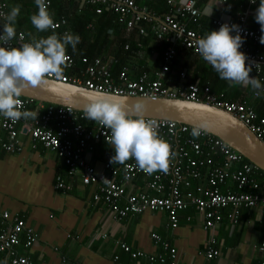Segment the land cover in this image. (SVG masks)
Here are the masks:
<instances>
[{"label":"built area","instance_id":"built-area-1","mask_svg":"<svg viewBox=\"0 0 264 264\" xmlns=\"http://www.w3.org/2000/svg\"><path fill=\"white\" fill-rule=\"evenodd\" d=\"M86 1L94 6L97 14L104 7L110 9L118 23L127 29L136 28L139 34L145 32L141 22L149 23L154 36L166 43L160 68L153 75L142 72L136 78H130L127 69L123 67L114 78L108 65L100 57L90 59L82 55L76 59L66 52L69 59L62 76H49L48 79L118 95L165 96L203 102L239 119L264 143V116L258 114L246 100L226 99L223 94L215 93L209 84L185 82L175 89L165 84L178 46L201 57L196 52L195 41L204 35L189 27L186 22L198 25L203 17L195 0H166L169 11L163 16L151 12L144 4L145 0ZM218 1L227 3V0ZM48 3L50 5L49 0ZM258 5L259 0L255 3L246 0L244 4H239L233 17H211L210 22L213 30L217 31L222 24L239 26L240 35L244 38L239 51L245 54L246 64L254 62L250 75L256 76L264 85V44L259 42L260 27L247 25L249 14L256 11ZM226 8L230 9L231 5L226 4ZM0 13H8L7 4L3 0H0ZM5 22L0 16V33ZM54 23L58 25L55 28L58 35L70 32L65 18L54 19ZM231 34L236 35V32ZM30 41L31 38L22 30H17V36L10 41V45L19 47L21 43ZM138 46H141L139 42ZM77 61L81 67L77 66ZM179 76L184 78V71ZM253 95L258 96L256 91ZM19 99L20 110L37 112L36 120L21 118L12 122L0 116V151H22L23 137L54 151L66 166L64 174H56L54 187L68 191L71 189L69 180L78 176L83 185L95 187L93 199H101L115 218L123 219L129 214L144 211L164 212L168 226L173 229L179 224V213L192 209L201 215L203 228L210 230L221 221L236 223L240 208L256 205L264 208V171L252 165L243 155L209 131L204 130L199 138H194L191 136L192 125L143 116L146 120L157 122L158 135L171 146L174 155L168 172L147 175L137 169L134 160L123 165L112 164L109 161L115 153L110 151L103 154L102 168L97 171L85 161L84 152L91 142L108 144L105 136L106 133L110 134L108 129L87 119L84 110L21 95ZM134 180H141L145 189L128 190L127 185ZM190 219L189 214L185 216L186 221ZM151 239L162 252L147 254L141 250L131 251L125 243H121V247L133 258L145 256L155 264H180L174 246L156 232L151 233ZM36 241L34 229L24 219L16 214L11 215L7 209L0 207L1 264H36L17 249L18 245L28 248ZM257 250L259 258L255 264H264V239L257 244ZM204 255L207 258L219 255L212 236L206 240Z\"/></svg>","mask_w":264,"mask_h":264},{"label":"crops","instance_id":"crops-1","mask_svg":"<svg viewBox=\"0 0 264 264\" xmlns=\"http://www.w3.org/2000/svg\"><path fill=\"white\" fill-rule=\"evenodd\" d=\"M3 1L7 4L8 12L11 7L21 5L15 23L16 30L21 28L20 17H27L31 11L34 13L38 11L34 0ZM49 1V12L54 19L63 17L67 25L69 23L76 25L71 28L68 26L71 34L78 35L80 34L78 32H84L81 25L86 23L85 20L81 21L82 14L79 11L84 14L90 8L86 0ZM150 1L152 0H145L144 4L154 14L163 16L168 13L167 5L166 12L157 14L153 7L156 3L150 6ZM183 1L177 0V2ZM195 2L203 17L209 18L210 22L211 17L222 19L233 17L239 4H244L245 0H227L224 4L218 0H195ZM226 4H230L231 8L227 9ZM104 9L108 8L104 7ZM254 16L255 11L249 14L247 25L260 27ZM113 17L116 19V16ZM186 22L187 25L191 24L189 21ZM114 23L115 25L107 31V38L110 40L108 46L102 47L98 38L93 37V42L89 38L84 45L78 43L75 52L70 45L67 52L76 59L80 55H86L90 59L100 57L108 65L114 78L123 67L127 69L130 78H136L142 72L153 75L154 71L160 68L161 52L166 43L154 36L149 23H144L143 27L149 32V37L145 45L139 42L141 44L139 47L140 34L136 28L127 29L116 21ZM85 26L89 32H92L94 23L89 20ZM28 28L29 22L25 24L23 30ZM99 33L95 32V36ZM200 33L202 34L201 31ZM37 35V30L34 28L29 38L38 39ZM122 41L127 48L125 46L121 48ZM130 46L131 50H129ZM177 49L182 48L178 46ZM175 58L167 74L165 81L167 86L175 89L185 82L209 84L204 76V68H197L191 57L178 55L177 59ZM77 66H82L79 61ZM182 71L185 73L184 78L179 76ZM224 82V88L213 91L223 94V97L229 100H246L258 114L264 113L263 94L254 96L255 90L251 86ZM22 141L23 149L18 153L0 151V207L24 219L26 224L34 229L37 241L28 248L18 245L17 249L19 253L29 256L36 264H155L145 256L133 258L121 247V243H125L131 251L141 250L147 254H158L162 249L153 243L152 232L158 233L175 247L180 264H255L259 258L257 244L264 239L262 206L240 208L237 211L236 223L221 221L210 230L203 228L201 215L192 209L179 213V224L173 229L168 226L164 212L144 211L118 219L113 217L101 199L96 201L93 199L95 187L83 185L78 176L69 180L70 190L56 189L55 176L64 174L66 166L54 151L43 147L40 143H33L28 137H23ZM108 151L114 153V149L109 144H90L84 152V159L100 171L103 154ZM140 188L145 189L141 180H134L127 185V189L132 191ZM188 214L191 219L186 221L185 216ZM209 236L215 239L216 247L219 249V255L213 258L204 255ZM2 260L3 255H0V264Z\"/></svg>","mask_w":264,"mask_h":264},{"label":"clouds","instance_id":"clouds-1","mask_svg":"<svg viewBox=\"0 0 264 264\" xmlns=\"http://www.w3.org/2000/svg\"><path fill=\"white\" fill-rule=\"evenodd\" d=\"M250 2L255 3L256 0ZM34 3L38 11L30 16L31 24L39 32L52 30V34L33 38L19 47L11 46L10 41L17 36L15 23L21 5L11 7L7 14L0 13L6 21L0 33V116L12 122L21 118L36 120L37 112L20 110L22 90L29 85L47 83L49 76L61 77L69 59L67 46L71 45L75 52L80 42L78 35L65 32L60 36L55 32L58 25L49 12L48 0H34ZM254 19L260 25L259 42L264 44V0H259ZM243 42L238 25L222 24L218 31H207L195 41V46L196 52L211 65L220 79L235 85L251 86L257 95L264 94V85L256 76L250 75L254 62L246 64L245 54L239 51ZM141 112L139 103L126 110L122 99L109 97L107 93L93 98L84 108L87 119L110 132L105 134L106 142L115 153L110 163L123 165L134 160L137 169L147 175L167 173L174 153L170 144L158 135L157 122L146 120ZM203 131L202 125L193 126L191 136L199 138Z\"/></svg>","mask_w":264,"mask_h":264},{"label":"water","instance_id":"water-1","mask_svg":"<svg viewBox=\"0 0 264 264\" xmlns=\"http://www.w3.org/2000/svg\"><path fill=\"white\" fill-rule=\"evenodd\" d=\"M101 93L122 99L126 110L139 103L142 105V116L170 119L192 126L202 125L204 130L221 138L252 165L264 171V143L239 119L203 102L165 96L118 95L48 78L45 84L25 87L21 96L84 110Z\"/></svg>","mask_w":264,"mask_h":264},{"label":"trees","instance_id":"trees-1","mask_svg":"<svg viewBox=\"0 0 264 264\" xmlns=\"http://www.w3.org/2000/svg\"><path fill=\"white\" fill-rule=\"evenodd\" d=\"M151 4L152 5L155 4L153 7L156 10L155 12L157 14H160V13H163V12H166L167 11V8L168 7H167V4H166V2L164 0H161V1L160 0H158V1L152 0V1H150L149 5L151 6ZM76 7H78V5H76ZM89 7L90 8L87 10L88 12L86 11V12H84V14H83L82 11H79L82 14V15H80V19H81V21H84L85 20V23L86 24H87V22L89 20H92L93 23H94V26H93V29H91L92 32L91 31L89 32V29L86 28V26H85L86 24L84 25V23H83L81 25V28L83 26L84 32L83 33H82V31L81 32H78V33H80V34H78V36L81 37L79 44L80 45H84L85 41L89 40V38L92 40L91 42H93L94 41L93 37H95V38L97 37L98 40L100 41V45L102 47L103 46L104 47L105 46H108V44L110 43V40H108V38H107V35H108V32L107 31L109 30V28H111L112 26L115 25V23H114L115 21L117 22V20L114 19V17H113L115 15L110 10H108V9H103V11L101 13L97 14L94 11V6H92V5L89 4ZM81 9H82V7L80 8V10ZM33 13L34 12L31 11V13L27 17H20L19 18V21L21 22L19 26L21 27L20 29H22V30H23V27H25V24L27 22H29V28H28V30H23L27 37H29L31 34H33L34 27H33V25L30 22V16ZM105 19H106V21H104ZM103 22H105V23H103ZM27 26H28V24H27ZM67 26H69L71 28V27H74L76 25H74L73 23L72 24L69 23ZM188 26L191 27V28H193V29L200 30L202 32V34H204V35H205V33L207 31H213V28L211 27V24L209 22V18H206V17H203L198 22V25H196V24H189ZM17 28H19V27H17ZM20 29H18V30H20ZM49 31L48 32H39V31H37V33H38V35H37L38 39L41 38V37H47L48 35H50V32ZM95 32H100V33L98 34V36H95ZM104 32H105V36H104ZM145 32H146V34H145ZM145 32L143 34H140L139 35L140 38L138 40V42H141L144 45L146 44V40L149 37V32L147 30H145ZM143 38H144V40H143ZM102 39H103V41H102ZM159 40H161V39H159ZM134 45H136V42L134 43ZM69 46L70 45H68L67 48ZM120 46H121V48H124L125 45L123 44V41L121 42ZM164 48L165 47H163V50H164ZM135 49H136V47H135ZM135 49H134V51H135ZM129 50H131V46H130V49ZM163 50H162V52H163ZM66 52H67V50H66ZM162 52H161V55H162ZM176 55L177 56H175L176 57L175 59H177L178 55L179 56H182V57H186V58H190L191 57L192 62L193 63H196L197 68H204V71H205L204 72V76L209 81V84H210V87H212V90L214 89L216 91H219L220 89H222V88L225 87V82H224L225 80L220 79L219 76H218V74L211 67V65L205 63L206 61H204L203 58H201V57H199L197 55L192 54L190 51H188L185 48H182L180 50L177 49ZM80 56H82V55H80ZM160 61H162V56L160 57ZM259 114L262 115V116H264V113H259ZM98 143H102V142H98ZM98 143L91 142L90 144H98Z\"/></svg>","mask_w":264,"mask_h":264},{"label":"bare ground","instance_id":"bare-ground-1","mask_svg":"<svg viewBox=\"0 0 264 264\" xmlns=\"http://www.w3.org/2000/svg\"><path fill=\"white\" fill-rule=\"evenodd\" d=\"M141 24L144 25V22H141ZM78 57H80V56H78ZM55 105H58V104H55ZM47 149H48V148H47ZM49 150H50V149H49ZM10 214H11V213H10ZM11 215H13V214H11Z\"/></svg>","mask_w":264,"mask_h":264}]
</instances>
